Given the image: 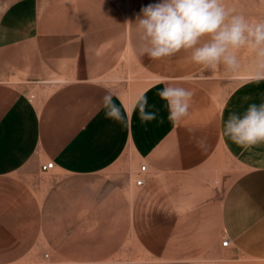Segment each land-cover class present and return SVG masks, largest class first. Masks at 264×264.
Returning a JSON list of instances; mask_svg holds the SVG:
<instances>
[{"label": "crops", "instance_id": "obj_1", "mask_svg": "<svg viewBox=\"0 0 264 264\" xmlns=\"http://www.w3.org/2000/svg\"><path fill=\"white\" fill-rule=\"evenodd\" d=\"M46 10L21 0L0 23V264H140L128 260L129 236L146 264H264V144L242 152L221 136L230 112L264 103V81L219 97L184 53L138 56L134 24L112 39V20L52 23ZM96 29L102 38L64 37ZM117 66L146 81L117 83ZM104 81L125 106L145 92L157 119H105ZM168 84L193 92L179 126L157 96ZM97 223H119V235Z\"/></svg>", "mask_w": 264, "mask_h": 264}, {"label": "clouds", "instance_id": "obj_2", "mask_svg": "<svg viewBox=\"0 0 264 264\" xmlns=\"http://www.w3.org/2000/svg\"><path fill=\"white\" fill-rule=\"evenodd\" d=\"M125 24H134L136 52L140 57L164 62L184 53L201 71L222 69L226 74H234L241 67L240 53L247 50L253 57L249 80L264 81V20L250 21L245 15L227 8L224 0H160L142 7L135 21L126 20ZM160 82L165 81L161 79ZM113 84L112 81L101 84L105 94L99 107L104 109L105 119L125 127L130 111H138L142 123L157 119L159 110H148L156 106L149 105L145 92L138 93L131 105L125 106L123 101L113 100L116 95ZM157 96L164 101L167 120L173 126H179L189 115L191 90L168 84ZM221 136L242 152L264 144V103H251L242 113L230 112L223 122ZM203 143V140L197 141L198 146L202 147Z\"/></svg>", "mask_w": 264, "mask_h": 264}, {"label": "rangeland", "instance_id": "obj_3", "mask_svg": "<svg viewBox=\"0 0 264 264\" xmlns=\"http://www.w3.org/2000/svg\"><path fill=\"white\" fill-rule=\"evenodd\" d=\"M21 0H0V23L6 20L7 12L9 6L13 3ZM33 6L46 8L47 21L54 23L57 15L61 14L64 17V22H80L81 24H88L94 22L95 20L100 21H111L112 27L109 32L111 33L112 39H119L120 34L124 31H119V23L125 24L126 20H134L133 16H136L140 13L142 7L147 6L148 4H154L160 2V0H31ZM225 6L229 9L234 10L235 13L245 15L250 21L264 20V0H224ZM63 8V10H61ZM62 21V20H61ZM117 26V27H116ZM117 29V30H116ZM102 30H81L76 33L64 32L65 38H71L73 35L80 38L89 37H103ZM107 34V32H105ZM109 38V37H108ZM240 64L241 67L238 72L234 74H226L222 69H218L215 72H204L198 71L194 77L206 83L210 91L215 90L216 83H219V97L221 95H226L231 87L234 86V83H240L249 78L252 72L253 57L251 53L247 50H244L240 53ZM119 73L116 78L117 83H123V81H140L144 82L146 76L135 70H128V72H123L120 66H117L113 71V74ZM84 214L87 213L88 208H83ZM119 210V208H115ZM81 212V213H83ZM97 218L100 215L99 208H96ZM100 218V217H99ZM100 226V229L106 227L107 230L116 231V235H119V230L121 225L119 223H110L103 224L97 223ZM131 226L135 229V224L129 223V231H132ZM109 242L106 246L114 249L118 247L119 240L116 238H110L105 240ZM129 253L128 260L140 264H146L149 261L144 254H137L136 252V243L135 239H128ZM35 256H33L34 259Z\"/></svg>", "mask_w": 264, "mask_h": 264}, {"label": "built area", "instance_id": "obj_4", "mask_svg": "<svg viewBox=\"0 0 264 264\" xmlns=\"http://www.w3.org/2000/svg\"><path fill=\"white\" fill-rule=\"evenodd\" d=\"M52 166H53V162H47L46 164L41 165V170H42V171L50 170V169L52 168ZM145 170H146V165H145V164H143V165H141V166L139 167V172H140V173L145 172ZM135 184H136L137 186H141V185L143 184V179H142V178H138V179L136 180ZM221 244H222L223 246H227V244H228V239H224V240L221 242Z\"/></svg>", "mask_w": 264, "mask_h": 264}]
</instances>
